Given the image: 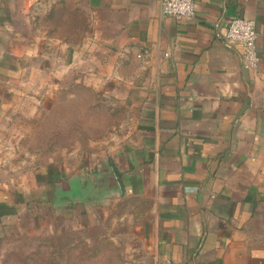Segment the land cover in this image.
<instances>
[{
    "label": "crops",
    "instance_id": "obj_1",
    "mask_svg": "<svg viewBox=\"0 0 264 264\" xmlns=\"http://www.w3.org/2000/svg\"><path fill=\"white\" fill-rule=\"evenodd\" d=\"M233 18L255 24V73L223 41ZM56 72L115 101L126 131L69 175L48 166L34 189L0 193V239L35 219L34 203L75 221L91 264H264L248 232L264 203V0H195L181 21L160 0H0V123ZM117 207L129 217L106 236Z\"/></svg>",
    "mask_w": 264,
    "mask_h": 264
},
{
    "label": "rangeland",
    "instance_id": "obj_2",
    "mask_svg": "<svg viewBox=\"0 0 264 264\" xmlns=\"http://www.w3.org/2000/svg\"><path fill=\"white\" fill-rule=\"evenodd\" d=\"M55 74L45 84L42 80L40 88L21 95L18 111L3 114L0 193H5L9 186L34 189L39 171L48 166L69 175L76 171L83 154L106 156L120 147L126 127L116 102L76 83L68 72L62 79L59 72ZM32 207L35 219L28 221L27 213H23L16 232L0 239V264H91L93 246L85 241L84 233L77 232L75 221H60L59 216L51 217L45 208L34 203ZM126 214L128 211L119 207L104 212L102 233L107 236L118 230L129 217ZM89 215V211L79 213L85 227ZM248 232L252 243L264 248V203ZM60 233L64 236L52 239ZM116 241L121 248L127 246L124 239ZM110 243L106 238L98 246L105 250L104 262L107 249L115 247Z\"/></svg>",
    "mask_w": 264,
    "mask_h": 264
},
{
    "label": "built area",
    "instance_id": "obj_3",
    "mask_svg": "<svg viewBox=\"0 0 264 264\" xmlns=\"http://www.w3.org/2000/svg\"><path fill=\"white\" fill-rule=\"evenodd\" d=\"M163 17L181 21L193 18L195 0H160ZM254 22L244 18H233L227 22L223 41L227 45H238L242 48V67L251 73L257 72L259 55L256 49ZM162 264H173L165 261Z\"/></svg>",
    "mask_w": 264,
    "mask_h": 264
},
{
    "label": "water",
    "instance_id": "obj_4",
    "mask_svg": "<svg viewBox=\"0 0 264 264\" xmlns=\"http://www.w3.org/2000/svg\"><path fill=\"white\" fill-rule=\"evenodd\" d=\"M103 178L107 181L110 191H112L115 188L117 189L118 185L112 173H109L108 175H104Z\"/></svg>",
    "mask_w": 264,
    "mask_h": 264
},
{
    "label": "trees",
    "instance_id": "obj_5",
    "mask_svg": "<svg viewBox=\"0 0 264 264\" xmlns=\"http://www.w3.org/2000/svg\"><path fill=\"white\" fill-rule=\"evenodd\" d=\"M62 236H64V234H61L60 236H53L52 239H54V238H58V237L61 238ZM54 264H55V263H54Z\"/></svg>",
    "mask_w": 264,
    "mask_h": 264
}]
</instances>
